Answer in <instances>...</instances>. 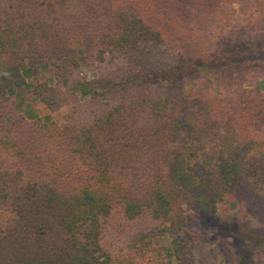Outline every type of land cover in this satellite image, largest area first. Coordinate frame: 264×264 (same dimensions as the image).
I'll return each mask as SVG.
<instances>
[{"label":"trees","instance_id":"trees-1","mask_svg":"<svg viewBox=\"0 0 264 264\" xmlns=\"http://www.w3.org/2000/svg\"><path fill=\"white\" fill-rule=\"evenodd\" d=\"M226 1L250 15L264 5L0 0V264H163L150 253L165 234L173 264H196L184 206L203 220L229 202L264 226L262 107L239 68L261 65L264 48L252 41L223 69L230 97L185 86L210 60L183 10L211 16ZM23 70L61 116L43 123L8 105ZM220 224L248 241L236 264H264L263 235Z\"/></svg>","mask_w":264,"mask_h":264},{"label":"rangeland","instance_id":"rangeland-1","mask_svg":"<svg viewBox=\"0 0 264 264\" xmlns=\"http://www.w3.org/2000/svg\"><path fill=\"white\" fill-rule=\"evenodd\" d=\"M246 1V0H242ZM262 4H264L263 0ZM261 6V5H260ZM185 12L187 22L186 30L189 34L197 36V49L209 54L210 64L205 63L197 68L187 77L186 89L197 88L208 95L231 96V91L235 89L234 81L222 79L223 69L230 62L240 63L244 59L239 52L244 47L255 42L259 49L264 48V5L253 14H247L239 10L238 3L226 1L221 8L211 16H206L196 10L193 6H186ZM205 50V51H204ZM250 57V56H247ZM246 57V58H247ZM253 57V56H252ZM259 64L246 69L240 68V74L244 75L243 83L245 88H252L256 96L261 101V107L253 120L255 129L264 131V54L258 53L255 57ZM26 66H23L25 69ZM26 79V89L22 93L13 92L8 100V105L17 109L25 117H36L43 123L49 119L62 115L64 110L50 111L41 104L32 94L31 87L36 82V78L24 72ZM48 71L40 75H48ZM39 75V76H40ZM92 72L87 73V78H92ZM185 214L194 222L193 226L199 232L198 243L194 250L196 264H236L238 254L242 250L244 243L248 241L235 239L232 235L222 233L221 221L233 219L234 228L241 234L245 231H252L264 236V226L251 217L245 208H238L235 204L221 202L217 206V213L210 218L201 220V214L187 209ZM163 227V226H161ZM242 232V233H239ZM155 250L150 256L163 264H173L171 238L168 234L158 236ZM258 248L264 254V238L260 240ZM249 264H254L250 261Z\"/></svg>","mask_w":264,"mask_h":264}]
</instances>
